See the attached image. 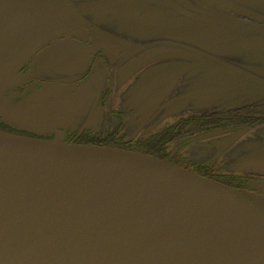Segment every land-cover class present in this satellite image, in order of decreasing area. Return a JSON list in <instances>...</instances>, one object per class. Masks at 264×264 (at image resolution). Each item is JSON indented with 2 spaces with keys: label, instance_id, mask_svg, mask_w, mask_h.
<instances>
[{
  "label": "flooded vegetation",
  "instance_id": "flooded-vegetation-1",
  "mask_svg": "<svg viewBox=\"0 0 264 264\" xmlns=\"http://www.w3.org/2000/svg\"><path fill=\"white\" fill-rule=\"evenodd\" d=\"M13 1L0 131L140 151L264 201V0ZM35 99L54 103L42 119Z\"/></svg>",
  "mask_w": 264,
  "mask_h": 264
},
{
  "label": "water",
  "instance_id": "water-1",
  "mask_svg": "<svg viewBox=\"0 0 264 264\" xmlns=\"http://www.w3.org/2000/svg\"><path fill=\"white\" fill-rule=\"evenodd\" d=\"M257 202L140 153L0 132V264H264Z\"/></svg>",
  "mask_w": 264,
  "mask_h": 264
},
{
  "label": "rangeland",
  "instance_id": "rangeland-1",
  "mask_svg": "<svg viewBox=\"0 0 264 264\" xmlns=\"http://www.w3.org/2000/svg\"><path fill=\"white\" fill-rule=\"evenodd\" d=\"M11 24H13V23H11ZM41 28V27H40ZM37 30H38V28H37ZM10 51H12V50H10ZM78 99H75L74 101H77ZM132 100V102L135 104V105H138L139 104V101H141L140 99H131ZM45 102H46V105L48 106V105H50V104H54L53 103V101H50L51 103H49L47 100H45ZM43 100H40V99H35V108H34V111L35 112H37V113H41L42 111H40L39 109H38V106L39 107H41V105L43 104V103H45ZM87 103V99H81V104H82V106H85V104ZM63 105L65 104V102H63L62 103ZM38 105V106H37ZM48 109H50L51 111H55L56 109H52V108H48ZM48 113H50L48 110H47V112L46 113H44L45 115H48L49 116V114ZM42 114V117H43V113H41ZM41 114H40V116H41ZM54 115H56V114H54ZM57 115H58V113H57ZM136 116H140V114H137ZM79 117H80V114H71V113H69V114H67V116H66V118H67V120L65 121V123H69V121H72V120H76V119H79ZM61 118H62V116H61ZM40 119H42V118H40ZM136 120H139V118H136ZM60 131H62V129H60ZM138 136V135H137ZM136 137V136H135ZM134 137V138H135ZM238 170H246V171H249V170H251V169H248V168H238ZM260 170H261V172H263L264 173V169L263 168H260ZM263 197H264V195H262Z\"/></svg>",
  "mask_w": 264,
  "mask_h": 264
}]
</instances>
